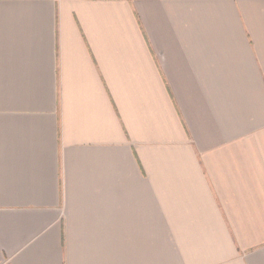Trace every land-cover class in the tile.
<instances>
[{
    "label": "crops",
    "instance_id": "1",
    "mask_svg": "<svg viewBox=\"0 0 264 264\" xmlns=\"http://www.w3.org/2000/svg\"><path fill=\"white\" fill-rule=\"evenodd\" d=\"M0 264H264V0H0Z\"/></svg>",
    "mask_w": 264,
    "mask_h": 264
}]
</instances>
